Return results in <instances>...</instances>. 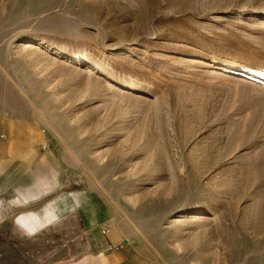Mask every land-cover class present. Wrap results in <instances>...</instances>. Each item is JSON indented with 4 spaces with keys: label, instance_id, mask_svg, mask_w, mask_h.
I'll return each mask as SVG.
<instances>
[{
    "label": "rangeland",
    "instance_id": "374dc122",
    "mask_svg": "<svg viewBox=\"0 0 264 264\" xmlns=\"http://www.w3.org/2000/svg\"><path fill=\"white\" fill-rule=\"evenodd\" d=\"M0 113L149 264H264V0H0ZM38 205L0 199V264L86 248Z\"/></svg>",
    "mask_w": 264,
    "mask_h": 264
},
{
    "label": "crops",
    "instance_id": "0c3cea01",
    "mask_svg": "<svg viewBox=\"0 0 264 264\" xmlns=\"http://www.w3.org/2000/svg\"><path fill=\"white\" fill-rule=\"evenodd\" d=\"M46 141L44 131L28 119L0 113V199L13 196L24 204H40L34 217L22 212L28 218L19 219L30 236L61 225L81 229L87 249L51 264H149L114 223L113 210L100 194L66 187L67 182L50 168Z\"/></svg>",
    "mask_w": 264,
    "mask_h": 264
},
{
    "label": "bare ground",
    "instance_id": "6f19581e",
    "mask_svg": "<svg viewBox=\"0 0 264 264\" xmlns=\"http://www.w3.org/2000/svg\"><path fill=\"white\" fill-rule=\"evenodd\" d=\"M23 44H21V47L23 46V47H28V46H30L31 47V44H28V43H31V42H29V41H25V42H22ZM20 46V45H19ZM35 47V46H34ZM73 61H75V62H81L82 60H81V58H79V57H74L73 58ZM24 218L25 219H27L28 218V216H26V215H24ZM29 218H31V216H29ZM31 220V219H30Z\"/></svg>",
    "mask_w": 264,
    "mask_h": 264
},
{
    "label": "built area",
    "instance_id": "2783aa9c",
    "mask_svg": "<svg viewBox=\"0 0 264 264\" xmlns=\"http://www.w3.org/2000/svg\"><path fill=\"white\" fill-rule=\"evenodd\" d=\"M103 232H104V233H108V232H109V229H108V228H104V229H103Z\"/></svg>",
    "mask_w": 264,
    "mask_h": 264
}]
</instances>
